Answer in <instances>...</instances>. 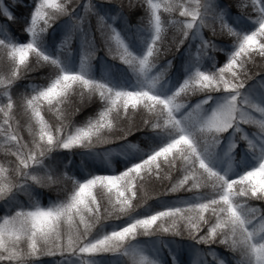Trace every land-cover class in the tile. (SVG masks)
Masks as SVG:
<instances>
[{
	"label": "snow or ice",
	"instance_id": "obj_1",
	"mask_svg": "<svg viewBox=\"0 0 264 264\" xmlns=\"http://www.w3.org/2000/svg\"><path fill=\"white\" fill-rule=\"evenodd\" d=\"M127 7L135 22L113 0H0V264H264V0ZM70 153L100 164L61 174ZM65 179L42 204L37 186Z\"/></svg>",
	"mask_w": 264,
	"mask_h": 264
},
{
	"label": "trees",
	"instance_id": "obj_2",
	"mask_svg": "<svg viewBox=\"0 0 264 264\" xmlns=\"http://www.w3.org/2000/svg\"><path fill=\"white\" fill-rule=\"evenodd\" d=\"M83 2H84V0H81V3H83ZM113 2L124 5L125 11L128 13V17H129L131 22H135L137 17L143 11V9H141L139 7L129 10L128 7H127L128 3H129V0H113ZM221 2L229 4L231 6V9H232L233 13H236V12L240 11V9L237 7V0H221ZM137 3H139V0H137ZM17 11H19V9ZM248 11L251 12V9L249 8ZM13 29L16 32H19L20 31V25L19 24H14L13 25ZM203 33H204V35L206 37L211 35V33H210V31H209V29L207 27L203 29ZM167 38L169 40L171 39V32H169ZM215 39H216L217 42L227 41L229 43H230V40H231V38L228 37L227 35H220V34H217ZM215 54H216L217 59H220V58H222L224 56V53L221 52L219 49H217ZM100 56H102L104 58V60L106 61V66L107 65H119L121 67H126V66H123L118 59H114L112 56H110L107 53V51L104 50V49H99L97 51L96 57H100ZM96 57L93 58L92 64H93V68H94V71L96 72V74L100 75V71H101L100 63H99V61H98V59ZM178 59L179 58L177 57V60ZM76 60H77V63H78V61H79V56L78 55L76 57ZM254 61H255L254 63L250 64V67L253 68V69H255L256 64L264 63V61H262L258 56L254 57ZM27 78L32 80L34 83H40L41 82L39 77L37 75H34L33 73H29ZM89 114H91L90 111H89ZM46 118L49 119L53 123H55L56 120H57L56 114L52 113V112L46 113ZM75 118L79 120V119H82L83 117L80 115V113H77V116ZM245 127L246 128H251V126H249V125H245ZM130 139H131V141L133 143H139V141H140V137H138L136 133H132L131 136H130ZM116 143H119V142L118 141H113V142H110V143H107V144H97L95 147L98 150H103V149L110 148L111 145H114ZM142 146L143 145H141V147ZM60 151L65 152V151H68V150H60ZM4 159H5V157H4L3 152H0V161H2ZM65 159L66 160H70L71 168L65 169L63 164H61L60 165V169H59L61 174L63 172H65V171H68L69 175L84 173V172H87V171H90V170H94V169H92L90 167L91 164H93V163L98 164V165L100 164L99 160L92 161L89 158L82 157V156H80L78 154L77 155H72L70 153L69 157L65 158ZM120 159H121V157L118 155L117 150H115L113 148V156H112V159H111V167L112 168L117 167L118 166V162H119ZM101 167H106V165H101ZM173 175H175V174H173ZM70 183H71V181L65 179L60 184H52V185H49V186H37V188L39 189V193H40V196H39L40 202L42 204H46V203H48V201L50 199H57V198L61 197L63 195L61 190L64 188L65 184L70 186ZM165 185H168V178L167 177L163 181L156 180L155 178H153L152 180H148L146 178V189L149 192H151L153 190L154 191H163ZM168 186H170V185H168ZM169 195H172V194H169ZM20 198L22 200H24V201H27V199H28L27 196H25L23 193L21 194ZM151 199H153V197L150 196L149 197V201H148L149 203H151ZM161 235L167 236V237L171 236V234H161ZM137 239L139 241H141L142 244H143V242H150L152 238L149 237V236H143L142 235V236L137 237ZM177 239H187V237H183V238L177 237ZM215 247H216L218 253L220 254V256L227 255L230 259L233 257V254L231 253V251L224 249L223 246L216 245ZM166 254H167V249H162L161 256L162 257L166 256ZM103 256L108 261V264H131L129 258L127 256H124L122 253H106V254H103ZM185 258H187V253H185ZM39 259L42 260V261L47 262V264H58L59 256L57 255L55 258L52 257V256H42V257H39ZM233 264H234V261H233Z\"/></svg>",
	"mask_w": 264,
	"mask_h": 264
},
{
	"label": "rangeland",
	"instance_id": "obj_3",
	"mask_svg": "<svg viewBox=\"0 0 264 264\" xmlns=\"http://www.w3.org/2000/svg\"><path fill=\"white\" fill-rule=\"evenodd\" d=\"M161 254H162V251H161Z\"/></svg>",
	"mask_w": 264,
	"mask_h": 264
}]
</instances>
